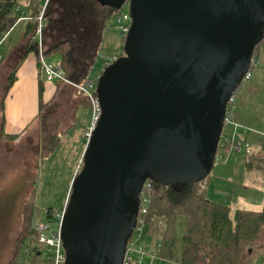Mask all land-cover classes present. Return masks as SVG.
<instances>
[{"label":"water","instance_id":"1","mask_svg":"<svg viewBox=\"0 0 264 264\" xmlns=\"http://www.w3.org/2000/svg\"><path fill=\"white\" fill-rule=\"evenodd\" d=\"M99 1L128 2L132 23L124 55L98 79L101 116L61 228L65 264H123L145 183L211 174L264 32V0Z\"/></svg>","mask_w":264,"mask_h":264},{"label":"rangeland","instance_id":"2","mask_svg":"<svg viewBox=\"0 0 264 264\" xmlns=\"http://www.w3.org/2000/svg\"><path fill=\"white\" fill-rule=\"evenodd\" d=\"M24 1L26 2V0ZM47 1L40 0L41 4L44 5ZM25 9L23 7L20 12H24ZM52 10L55 12L54 18L58 23L54 27L55 29L49 31L46 26L44 28V25L49 23L47 21L43 22L42 36L45 50H47L46 41L49 43L52 40L55 43L65 40L67 37L75 39L79 66L90 68L97 56L91 72L93 78H96L101 73L106 59L111 56L120 57L123 54L122 36L119 33L115 18L129 11L128 4L122 7L111 20L106 22L104 29H102L103 23L101 22L96 23L87 18L77 19L73 12H69L61 6V0L54 1ZM25 29L26 23L18 26L5 42L4 47L12 42H17L20 34ZM44 29L45 32H43ZM49 32H52L51 35ZM47 60L57 63L61 61V57L55 55ZM13 63L8 62V66L3 68L2 73H0V108L5 96L8 76L11 75L10 70L14 68ZM255 63L253 75L260 68H264V61L261 58ZM66 87L72 89L70 94L56 99L62 105L56 118L60 122V131L66 130L71 125L70 115L78 101L82 99L75 94L73 87ZM252 87L256 88L255 93L252 92ZM239 89L241 90L236 95L234 104L237 115L238 109H240L241 119H245L244 124L248 132L254 131L263 136L264 83H257L254 78ZM237 115L236 118H238ZM77 116L78 122L75 130L62 135L60 145L46 160H41L42 150L39 147L38 126L34 129L32 128L21 140L20 138L7 140L1 135L2 125H0V264H11L15 257L18 250L19 235L24 226V210L31 203L35 189L37 211L34 217V226L38 222L46 221V210L48 208L61 209L65 207L66 203L64 200L67 191H71L75 177L83 167V157L88 146L86 133L89 128L84 131V137L82 129L86 124L90 123L93 116L92 108L82 106ZM0 123L2 124L1 118ZM226 133L227 127L225 126L223 134ZM256 145L258 147L259 145L264 146V139L260 137ZM258 147L252 146L255 153H259L264 148L260 147L259 149ZM227 153V151H218L214 169L202 183L200 182L202 187L206 189L208 198L231 205L233 208L262 211L264 206L256 205V201L253 199L258 197L259 201L261 199L264 200V174L246 171L243 155L232 151L228 156ZM237 163L240 166L236 168ZM226 165L229 168L224 171V175H221V178H223L221 180L218 169ZM217 183L220 185H216ZM217 186H220L221 190L212 196V193L217 190ZM184 227V219L180 217L177 225L173 258L172 260L166 259L163 264H180ZM143 239L144 243L152 241L148 231L143 234ZM142 246V242L137 240L133 244L136 250ZM26 248L27 246L22 250L18 260L19 264H27ZM44 254L47 260L53 258V255L47 250H44ZM254 259L257 260V264H264V246L257 251ZM145 262L150 263L148 260ZM30 264L40 263L31 262Z\"/></svg>","mask_w":264,"mask_h":264},{"label":"trees","instance_id":"3","mask_svg":"<svg viewBox=\"0 0 264 264\" xmlns=\"http://www.w3.org/2000/svg\"><path fill=\"white\" fill-rule=\"evenodd\" d=\"M54 1L57 0H48L44 5L40 0H26V2L24 0H0V67L5 61V53L1 47L7 39L6 36L15 29L22 18L27 22L26 35L29 37L26 55L34 53L37 56L38 42L35 34L41 15L43 22L49 23L44 25V28L46 26L49 31L55 29L58 23L54 18L55 12L52 10ZM61 6L73 12L77 19L87 18L96 23H103L102 29L105 28L106 22L122 9L104 4L99 0H61ZM23 7L26 8L24 13L20 12ZM49 33L51 35L52 32ZM125 40L126 37L122 36L123 45H125ZM45 44L47 45L46 57L59 55L63 70L71 80L83 83L96 79L91 76V72L97 56L90 68L79 66L75 39L67 37L55 43L52 40L49 43L46 41ZM263 54L264 32L255 48L251 71L256 66L255 61L259 60ZM123 55L124 51L121 56ZM38 66L40 68L39 61ZM17 67L18 63H15L9 76L0 108L1 113L4 112L6 95L15 83ZM39 82V115L37 117L39 147L42 150L41 160H46L60 145L62 135L75 130L79 109L82 106L91 107V103L81 93L74 90L75 94L82 99L78 101L70 115L71 125L66 130L60 131V122L56 118L62 105L56 99L69 95L72 89L63 85L56 86L52 98L46 100L44 81L40 79ZM252 88V92L255 93L256 88ZM240 90L238 89L233 96H236ZM1 135L7 140L20 138V136H8L5 133ZM244 161L246 171L264 174V153H255L253 150L251 156L245 157ZM148 182L151 184V191L149 192L150 205L147 220L148 234L152 238L148 244L151 246L160 243L161 257L172 260L178 220L182 217L185 227L180 264H257L254 257L257 251L264 246V209L262 211L233 210L231 205L208 198L202 182L165 185L152 178ZM36 195L35 189L31 203L24 210V226L19 235L18 250L11 264H19L18 260L25 246H27V264L31 262L48 264V261L41 255L42 247L38 243L34 226L37 211ZM61 209L48 208L46 221L51 222L54 214ZM132 236L133 232L127 242L131 241Z\"/></svg>","mask_w":264,"mask_h":264},{"label":"built area","instance_id":"4","mask_svg":"<svg viewBox=\"0 0 264 264\" xmlns=\"http://www.w3.org/2000/svg\"><path fill=\"white\" fill-rule=\"evenodd\" d=\"M126 4L129 5L127 2ZM125 4V5H126ZM43 17L41 15L39 19V26L37 28L35 39L38 42V61L40 63V74L46 83L52 84L54 86H71L77 92L81 93L85 99L90 101L91 108L93 111L92 124L86 133V138L89 141L92 132L94 131L100 116L101 109L97 98V83L100 74L96 77L94 81H88L83 83H78L71 80L65 73L61 62H50L46 57V50L44 47V40L42 36L43 30ZM116 25L119 27V33L121 36L126 37L129 33L131 27V15L130 10L127 13H123L120 17L116 19ZM8 36V35H7ZM6 36V37H7ZM5 37V38H6ZM119 59L118 56H111L106 59L102 67V72L105 68ZM253 78V71L251 68L247 75L245 76L240 88L245 86ZM234 95V94H233ZM236 101V96H232L225 117V126L230 125L233 127L232 134H222L219 142L218 151H229L241 154L245 157H250L252 154V149L249 144L238 138L237 133L239 129H244L239 123L234 120V104ZM229 105L231 107L229 108ZM218 156V153H217ZM216 156V160L217 157ZM151 191V184L147 181L140 193V206L139 213L136 221V226L133 230V236L131 241L127 242L125 255L123 259V264H163L166 259L160 256L159 250L161 248L160 243L155 245H149L144 243L143 234L148 231V220L147 215L149 213V192ZM48 210H46V213ZM66 212V205L60 211L54 214L51 222L41 221L35 224V230L37 232L38 243L42 247V256L45 260L44 250H47L53 255V258L47 260L48 264H65L66 263V252L64 248V242L61 235V228L64 220V215ZM142 242V247L140 249H134L133 244L135 241ZM148 260L150 263H146Z\"/></svg>","mask_w":264,"mask_h":264},{"label":"crops","instance_id":"5","mask_svg":"<svg viewBox=\"0 0 264 264\" xmlns=\"http://www.w3.org/2000/svg\"><path fill=\"white\" fill-rule=\"evenodd\" d=\"M23 23H26V29L24 32H22V34H20L19 40L17 42H12L10 45H7L6 47H4V45L6 44L4 43L3 47H1V50H3L5 53V61L0 67V73H2L3 68L8 66V62L13 63L16 60L13 63L14 67H15V63H18L15 83L9 90L4 100V112L2 113L0 112V118L2 122V124L0 123V125H2L1 134L5 133L8 136H20V140L22 139V137L28 134L32 128L34 129L35 127L38 126L37 117L39 115V83H40L39 81L40 79L44 81L39 71L37 56L34 53L26 55V49L28 48V43H29V37H27L26 35V31H27L26 20L24 18L20 19L13 31H15L17 27ZM12 32H9L8 34L9 36H7L5 42L11 37ZM260 58L261 60L264 61V54ZM13 69L14 68H12L10 71L12 72ZM254 78L257 83L260 84L264 83V68H260L259 70H257L256 74L253 75L252 79ZM44 86H45V98L46 100H50V98H52L55 92L56 86L46 83L45 81H44ZM236 115L237 113L234 109V120L237 123H239L242 127H244V129L238 130L237 133L238 138L249 144L251 149L252 146L258 147L256 144L260 139V137L264 139V135L261 136L260 133L254 131L248 132L244 124L245 119H241L242 114L240 109H238V115H237L238 118H236ZM77 122H78V116H77ZM91 124H92V118L90 120V123L86 124L85 127L82 129L83 137H84V131H86L91 126ZM258 126H262V125H258ZM226 127H227L226 134H232L233 127L230 125H226ZM260 147H264V146L259 145L258 148L260 149ZM260 152L264 153V148ZM230 153L232 152L227 153L228 156ZM243 157L245 158V156ZM238 164L239 163L236 164V168L240 166ZM228 168H229L228 165H226L225 167H221L218 169V173L220 175L219 177L221 180L223 179L221 178V175H224L223 174L224 171H226ZM234 173H236V171H234ZM216 185H220V184L217 183ZM220 190H221L220 186H217V190L212 193V196ZM69 195H70V191L68 190L64 200L65 203L67 202ZM253 200L256 201V205L264 206L263 199L259 201V198L257 197L256 199ZM232 209L236 210L242 208L232 207Z\"/></svg>","mask_w":264,"mask_h":264}]
</instances>
